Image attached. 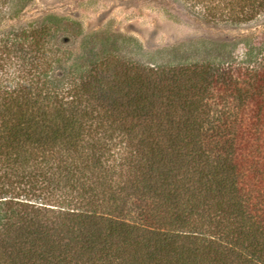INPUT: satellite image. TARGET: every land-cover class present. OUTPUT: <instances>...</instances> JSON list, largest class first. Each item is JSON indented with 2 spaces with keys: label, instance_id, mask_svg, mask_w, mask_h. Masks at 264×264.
<instances>
[{
  "label": "trees",
  "instance_id": "trees-1",
  "mask_svg": "<svg viewBox=\"0 0 264 264\" xmlns=\"http://www.w3.org/2000/svg\"><path fill=\"white\" fill-rule=\"evenodd\" d=\"M214 2L202 18L264 13ZM62 21L13 36L44 62L0 82V264H264V31L147 67L95 38L67 60Z\"/></svg>",
  "mask_w": 264,
  "mask_h": 264
},
{
  "label": "rangeland",
  "instance_id": "rangeland-1",
  "mask_svg": "<svg viewBox=\"0 0 264 264\" xmlns=\"http://www.w3.org/2000/svg\"><path fill=\"white\" fill-rule=\"evenodd\" d=\"M213 4V0H28L16 17L0 14L1 85L12 88L16 79L35 74V68H31L35 63L44 62L42 53H33L28 43L22 46V61L20 46L12 45L13 36L19 40L21 30L39 25L42 20L52 23L64 19L62 25L68 23L65 20L70 22L76 34L65 24L62 27L72 38L59 44L52 41V45L68 50L65 58L69 61L77 59L86 41L95 38L110 49L116 48L114 52L122 59L136 60L147 67L217 61L239 52L238 43L264 31V13L235 23L217 17L202 18L206 17L205 8Z\"/></svg>",
  "mask_w": 264,
  "mask_h": 264
}]
</instances>
